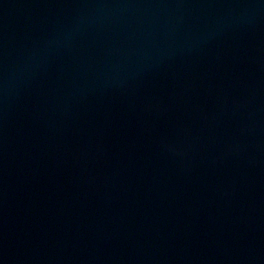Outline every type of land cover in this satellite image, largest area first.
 I'll list each match as a JSON object with an SVG mask.
<instances>
[{
  "label": "water",
  "instance_id": "1",
  "mask_svg": "<svg viewBox=\"0 0 264 264\" xmlns=\"http://www.w3.org/2000/svg\"><path fill=\"white\" fill-rule=\"evenodd\" d=\"M0 264H264V0H0Z\"/></svg>",
  "mask_w": 264,
  "mask_h": 264
}]
</instances>
